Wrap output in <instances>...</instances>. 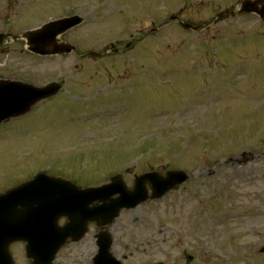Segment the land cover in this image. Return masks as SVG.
Returning a JSON list of instances; mask_svg holds the SVG:
<instances>
[{"label":"rangeland","instance_id":"374dc122","mask_svg":"<svg viewBox=\"0 0 264 264\" xmlns=\"http://www.w3.org/2000/svg\"><path fill=\"white\" fill-rule=\"evenodd\" d=\"M234 1L212 0L183 9L184 0H0V17H14L16 25L21 18L29 22L75 8L65 13H79L83 23L63 38L82 51L96 44L99 49L98 44L114 38L126 42L140 37L131 50L106 59L81 60L69 54L58 63L17 62V75L41 84L61 74L67 83L63 89L69 91L19 118L17 129L0 130V192L17 174L32 172L30 166L38 160L61 170L50 173L84 178L83 173L125 171L130 179L132 173L183 169L192 173L188 182L158 201L122 211L116 220L139 219L137 229L118 233L121 244L133 236L144 248L128 264L163 259L185 264L182 250L193 256L190 264H264L258 251L264 245V21L261 25L248 14L203 25L209 29L199 32L185 33L175 22L153 33L143 28L158 26L152 19L178 11V17L200 23ZM150 15L156 17L143 19ZM75 92L90 100L69 99ZM87 104L101 113L83 125L84 114L76 113ZM70 115L77 120L73 125L67 124ZM182 122L186 126H179ZM95 124V129L82 127ZM107 126L113 128L109 134L118 136L114 143L64 163L53 157L55 149L85 134L99 138ZM79 130L86 133L73 138ZM143 138L148 140L140 142ZM169 138L177 141L165 149ZM242 154L250 159L247 164L223 163L227 156ZM87 160L91 168L81 172V162ZM127 163L131 167L121 168ZM100 174L92 177L94 184L104 181ZM88 242L85 237L67 245L61 255L68 258L58 263L85 264ZM14 253L19 255L17 247ZM19 263L25 262L19 258Z\"/></svg>","mask_w":264,"mask_h":264},{"label":"water","instance_id":"95a60500","mask_svg":"<svg viewBox=\"0 0 264 264\" xmlns=\"http://www.w3.org/2000/svg\"><path fill=\"white\" fill-rule=\"evenodd\" d=\"M261 1V0H257ZM245 10L255 12V7L250 6L247 7ZM264 11H262L263 13ZM80 23V19L77 17L67 18L65 20H60L55 23L48 24L44 26L42 29H40L37 34L34 36L38 39V41L43 43L52 42L55 35L61 34L68 30L69 28L77 25ZM26 90L29 91H39V90H33L32 88H26ZM32 96L28 95H18V94H11L9 95V98L7 102L4 104L6 108L2 107V103H0V120L3 118L8 117L9 115L15 116L18 114H21L25 112L27 107L29 106V102L32 100ZM183 179H185V176L180 175L179 173L169 172L168 177L166 179H152L150 182L152 187L159 190V193L153 195L152 198H158L162 194H164L167 190L172 188L175 184L180 183ZM117 186V185H115ZM20 191H15L11 194H6L4 196H0V262L3 264H11V260L8 255V245L10 242H12L15 239H26L28 242V235L29 233H32L34 230H30L28 228L29 219L33 218L30 215V212H32V209L29 211L24 210H18L17 206H14L11 202L13 199H15L19 195ZM115 193L121 194V199H115L111 200L109 202H106L110 198L111 195ZM146 191L143 188H135L133 191H128L125 189H120L118 187L112 188V186L108 188H94L91 189L86 193L87 201L93 202L95 200H99L102 202V204L96 208L84 209L83 206H80L78 204L73 205L72 211H67V213L74 217L72 219H77V217H81L82 214L85 215L86 220H95L99 224H108L113 221L114 217L117 216L119 210L121 207L128 206L127 202H132L129 206H135L139 202L146 199ZM82 199V198H81ZM77 203V202H75ZM28 225V226H27ZM48 227V230L46 231L48 234L45 235V241L43 248L47 250L45 252L44 256H47L45 258L44 264H50V261L53 259L55 252L59 248L60 244L63 243L64 238L67 235H70V233L73 231L72 229L75 227L74 225H68L63 230H59L57 233L61 240H54L50 241V233L51 228L54 226V222L52 221V225H46ZM30 241V240H29ZM29 243V242H28ZM108 244L103 248V246L100 249V254L105 255V258L108 259L107 262L102 263L101 262V256L99 255L96 260L95 264H118L115 262V260L107 254V248ZM29 255H32L34 253V246L29 243L28 246Z\"/></svg>","mask_w":264,"mask_h":264},{"label":"flooded vegetation","instance_id":"af4514ba","mask_svg":"<svg viewBox=\"0 0 264 264\" xmlns=\"http://www.w3.org/2000/svg\"><path fill=\"white\" fill-rule=\"evenodd\" d=\"M7 44H10V42L7 41V39H6V41L2 42V44H0V54H1V55H2V50H3L4 48H9V46L6 47ZM3 47H4V48H3ZM86 183H87V181H86ZM87 185H89V184L87 183ZM122 258H125V259H126V257H123V256H122ZM89 263H91V256H90Z\"/></svg>","mask_w":264,"mask_h":264}]
</instances>
